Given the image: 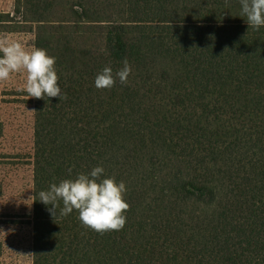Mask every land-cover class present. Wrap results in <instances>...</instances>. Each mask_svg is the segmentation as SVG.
Returning <instances> with one entry per match:
<instances>
[{
  "label": "trees",
  "instance_id": "1",
  "mask_svg": "<svg viewBox=\"0 0 264 264\" xmlns=\"http://www.w3.org/2000/svg\"><path fill=\"white\" fill-rule=\"evenodd\" d=\"M1 25L67 96L33 99L32 264H264V26L239 0H14ZM124 59L127 85L98 90ZM96 166L126 184L120 231L39 200Z\"/></svg>",
  "mask_w": 264,
  "mask_h": 264
},
{
  "label": "clouds",
  "instance_id": "2",
  "mask_svg": "<svg viewBox=\"0 0 264 264\" xmlns=\"http://www.w3.org/2000/svg\"><path fill=\"white\" fill-rule=\"evenodd\" d=\"M240 15L254 31L264 26V0H239ZM123 66L113 73L110 66H105L98 73L94 85L98 90H110L117 78L121 85H127L132 68L124 59ZM56 57L50 56L46 49H31L18 40L7 36L0 37V82L10 79L13 73H25L23 86L28 97L36 99H66L58 85ZM72 169L68 172L71 174ZM104 168L96 166L89 172L78 173L75 178H66L53 182L47 190L39 192V200L47 205L53 217L60 208V215L67 216L74 210L83 226L104 234L108 231H120L126 224L125 213L130 205L124 199L127 188L123 181L114 177L102 178ZM62 203V207H60Z\"/></svg>",
  "mask_w": 264,
  "mask_h": 264
},
{
  "label": "rangeland",
  "instance_id": "3",
  "mask_svg": "<svg viewBox=\"0 0 264 264\" xmlns=\"http://www.w3.org/2000/svg\"><path fill=\"white\" fill-rule=\"evenodd\" d=\"M11 13L14 0H2ZM18 25L0 26V37L33 48V32ZM26 74L0 82V264H32L33 99L23 91ZM206 94L200 99L206 101ZM199 221L203 218L200 216Z\"/></svg>",
  "mask_w": 264,
  "mask_h": 264
},
{
  "label": "crops",
  "instance_id": "4",
  "mask_svg": "<svg viewBox=\"0 0 264 264\" xmlns=\"http://www.w3.org/2000/svg\"><path fill=\"white\" fill-rule=\"evenodd\" d=\"M13 0H11V2H12ZM0 4H4V2L2 1V0H0Z\"/></svg>",
  "mask_w": 264,
  "mask_h": 264
}]
</instances>
